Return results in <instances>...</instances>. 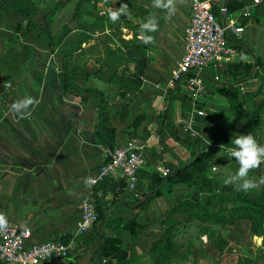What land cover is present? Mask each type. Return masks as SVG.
<instances>
[{
	"label": "crops",
	"instance_id": "1",
	"mask_svg": "<svg viewBox=\"0 0 264 264\" xmlns=\"http://www.w3.org/2000/svg\"><path fill=\"white\" fill-rule=\"evenodd\" d=\"M49 1L54 3L56 0ZM133 1L143 9L140 24L153 15L158 22L157 31L149 33L154 41L145 44L150 57L139 91L133 96L121 98L115 94L116 87L98 82L88 83L87 86L103 91L105 111L114 128V145L123 143L129 137L141 145L144 163L137 172L140 187L136 190L138 196L134 197L139 198L146 190L151 173L159 174L161 168L188 162L195 157V149L178 139L181 136L182 100L171 101L172 135L164 132L162 140L158 135L162 129L159 114L165 107H162V95L170 88L166 87L169 74L182 54L183 30L188 20L187 0H178L171 15L152 7V0ZM236 1L238 8L225 12V21L232 20L243 30L236 35L228 34V51L205 69L202 76L206 81L202 82L206 93L196 104L203 111V115L196 119L198 127L223 146L212 152L217 160L205 166L213 191L225 196L245 193L238 191L236 184L226 185L225 180L239 167L230 155V141L234 134L247 131L255 112L257 123L248 130V134L251 133L259 144L264 145L263 95H252L264 77V65L256 61L262 62L264 58V0ZM69 6L71 3L63 8L68 10ZM67 13H70L69 10ZM67 13L57 14L56 18L65 17ZM217 16L220 19V12ZM23 20L9 11L0 10V57L20 51L26 53V59L19 63V78L10 84L11 89L0 95V214L7 224L29 229L26 243L77 235L81 248L76 264H90L92 245L88 238L81 239L87 230L75 234L81 200L93 196L95 184L101 183L96 194L102 204L112 200L127 201L133 197L117 178L89 183L108 149L97 142L93 132L97 123V100H91L94 99L92 97L79 100L71 94L60 93L55 72L34 60V55L39 54L25 43L22 29L13 31L16 24L23 27ZM135 47L136 44L131 43L124 52L132 55L136 52ZM25 77L28 78L25 80ZM229 89L236 93V99L230 100L226 96L224 92ZM26 100H31V103L25 105ZM123 106L125 110L121 112ZM135 118L138 122L133 126ZM213 166H218V171L214 172ZM249 176L256 180L264 176V163L252 170ZM255 190L264 193V185ZM197 197L201 202L205 201V195L198 191V187L175 184L170 191H164L147 202L143 209L121 211V221L134 218L147 225L135 237H131L127 230L119 231L117 236L121 240V248L131 257L145 252L150 243L159 237L158 225L165 212L177 202ZM221 205L230 207L240 203L225 202ZM186 224L196 229L192 237L198 242H210L217 234L213 224L193 217ZM223 229V259L235 260L244 256L253 258V262L259 261L253 251L263 247L260 245L261 236L251 233L248 219H235ZM104 232L111 234L113 231L105 229ZM256 238L260 240L259 245ZM57 262L69 264L59 259Z\"/></svg>",
	"mask_w": 264,
	"mask_h": 264
},
{
	"label": "trees",
	"instance_id": "2",
	"mask_svg": "<svg viewBox=\"0 0 264 264\" xmlns=\"http://www.w3.org/2000/svg\"><path fill=\"white\" fill-rule=\"evenodd\" d=\"M67 1V0H65ZM239 3L236 0H228L226 13H229L235 9H237ZM0 10L3 12L9 11L13 16L22 17L27 22V38L28 42H33L40 45H44V47H48L46 44H49L51 48L50 38H49V22L46 20V16H43L45 19V28L40 29L37 27L32 20L29 19L30 16H34L37 14V6L34 0H0ZM210 10L213 14L218 15L220 9L212 4ZM21 33L24 36V28L20 26V24H16L14 26V32L21 30ZM21 34V35H22ZM228 35H226V40ZM40 39H43L44 43H40ZM120 41L124 44L123 51L114 56L115 62H118L116 65L117 72H114L107 77H104L100 72V66H106L105 61L100 60L98 58H94L91 56L87 57V63L84 66V70L86 73H92V70L96 72V68L98 69L97 72L99 73L98 79H103L106 82H112L115 80L116 82V94L117 96L123 98L127 95L133 96L139 91L141 86L142 76L145 72L147 67L149 58L146 54V45L141 43L142 40H133L131 43L136 44V52L135 54H126L124 50L128 49L131 43H128L126 40L120 39ZM141 41V42H140ZM128 44V45H127ZM23 51L18 53H9L8 55H4L0 57V68L4 71L8 70L11 74L9 77L8 75H2L3 79H11L12 81L16 80L20 76V69L19 63L24 60L25 54ZM113 54V51L108 48L105 57ZM20 57V58H19ZM104 57V54H103ZM122 60H129L134 63V67L136 72L124 75L125 67L123 63H120ZM89 61L93 62V65H89ZM258 64L264 65V58L262 62L260 60H256ZM120 63V64H119ZM95 67V68H94ZM122 70L119 72L118 68ZM95 69V70H94ZM88 75V74H87ZM84 78V77H83ZM75 76L71 70H67L65 66L57 73V80L58 86L61 94H71L75 95L79 100H87L88 97H94L97 99L96 105V113H97V123L94 125L93 132L97 142L106 147L111 149L114 147V128L111 126V123L108 120V115L105 111V98L103 95L102 90L96 89L94 86H85V85H77L74 82ZM202 80L206 81V79L202 76ZM264 84V77L261 79V83L259 87L252 93V95H263L264 100V90L262 86ZM179 87V83L176 84L172 94H171V101L176 98V93ZM205 87V86H204ZM172 88H168L166 90V98L169 92H171ZM218 91L222 90L217 89ZM224 93H227L226 96L229 97L230 100L236 99V93L233 90H226ZM185 98L182 100V117L184 116V112L189 107L190 99L188 94L185 93L183 95ZM170 105L168 107L167 112L164 109L159 114L160 124L162 129H160L159 139H163L164 132L172 135V122H171V111ZM124 106L121 109V112H124ZM257 112L254 113L253 118L247 125V131L244 134H248V130L253 127L254 124L257 123L256 117ZM138 119L135 118L132 122L133 126L136 125ZM164 130V131H163ZM204 136L211 141H214L209 137V133H204ZM131 138V137H129ZM181 141L186 143L190 146L194 152L195 157L191 158L188 162L185 163H178L176 165H169L167 168V173L165 175H160L157 173H151L147 178L148 183L146 184V190L141 193L139 198H132L127 201L121 200H112L105 204H102L97 199V191L101 184H95L93 190V196L91 195L95 205V212H96V219L88 228L87 232L82 235V240L88 238L91 245H92V254L90 257V264H95L97 259V247H96V224L97 222L105 218L104 224L101 227V234H100V243H101V262L100 264H134L135 258L131 257L127 254V251L121 248V240L117 236V233L121 230H127L131 237H135L139 230H142L144 227L142 224L137 222L134 218L129 221H121L119 219V214L123 210H140L145 207V204L149 202L151 199L161 195L164 191H170L171 186L175 184H185V185H194L198 187V191L201 194L205 195V201L201 202L200 198L194 199H185L180 202L173 204L164 214L162 218V225L163 222L169 221L173 223L174 226V219L176 217H189L190 220L192 217L199 220L200 222H206L210 224H214L215 218H219L224 220L223 226L226 224H231L235 219L244 218L248 219L251 225V233L256 236H261L260 245L264 246V193L256 191L252 189L247 193H234L230 194V196H225L221 193H215L212 189L211 178L206 168V160L209 156H212V152L215 148H205V145L202 141L198 138H194L188 136L187 134L182 133L181 136L178 137ZM205 148V149H204ZM198 151V154L196 152ZM105 159V158H104ZM190 162V163H189ZM189 163V164H188ZM139 171V170H138ZM104 180V179H103ZM120 184H123L122 182ZM140 182L139 179L137 180L136 190H139ZM148 192H151L148 200L146 203L141 204L140 206L136 207L135 209H127L126 205H132L137 203L143 196H145ZM225 202H238L240 205L237 206H230V207H223L221 204ZM220 207V210H219ZM105 229H111L113 232L111 234H106L104 232ZM171 230H167V228L163 231L164 238L163 242L168 243L169 236ZM77 235H69L66 237H62L60 239H53V240H60V241H67L72 239L74 242V249L70 251L67 256L63 258H54L56 260L66 261L69 264H76V259L79 256L81 243L77 240ZM263 248V247H262ZM259 254L263 255L264 250L259 249ZM241 259L242 264H249L250 258L244 257L239 258ZM240 264V262H238Z\"/></svg>",
	"mask_w": 264,
	"mask_h": 264
},
{
	"label": "rangeland",
	"instance_id": "3",
	"mask_svg": "<svg viewBox=\"0 0 264 264\" xmlns=\"http://www.w3.org/2000/svg\"><path fill=\"white\" fill-rule=\"evenodd\" d=\"M69 3H71V6H69L70 9L68 10L70 13L68 14V10H65L63 7ZM121 3L127 4L128 15H122L118 21L112 22L108 18L107 11L109 8H119ZM36 6L38 9L37 14L30 16L29 19L32 20L37 27L44 29L45 19H43V16H46V20L49 22L51 48L49 44H46L48 47H44V45L39 46L36 43L28 42L26 40L28 38L26 32L27 22L23 20L25 43L29 44L30 48H32L36 54H39L37 56L34 55V60L40 65L55 72L57 78V73L59 71L56 70L53 56L56 50L60 48L62 69L63 66H65L67 70H71L74 73L75 84L87 86L88 83L94 84V82H98L100 85L115 87V80L106 82L103 79H98L99 73L97 72V68L96 72L92 70L91 74H84L86 72L84 66L88 62L86 59L88 56H91L94 58L99 57L98 59L105 61L106 66H100L99 68L100 72H105L101 73L104 77L110 76L114 70L117 72L116 65L119 61L115 62L113 57L123 51L124 44L120 39L126 40L128 43H131L133 40H142L141 24L139 20L143 17V9L137 7L138 4L133 0H56L54 3L49 0H40L36 2ZM64 13H67L65 17L56 18L57 14L64 15ZM40 43H44L43 39H40ZM141 43H143V41ZM108 48L113 51V54L105 57ZM145 52L147 54V51ZM23 54H25V56ZM22 55L24 59H26V53L24 52ZM147 56L148 58L150 57L149 55ZM120 63H123L125 67L124 75L136 72L132 61L122 60ZM89 65H93V62L89 61ZM121 70L122 67L118 68L119 72ZM173 70L174 69L171 70V73ZM171 73L169 76H171ZM2 75H8L9 77L11 74L8 70L3 72L0 68V95L5 90L11 89L10 84L13 82L11 79L3 80ZM26 78L28 77L24 79L26 80ZM25 80L22 81L24 83H30L28 81L25 82ZM3 82H5V84H3ZM166 87L168 88L171 86L167 84ZM95 88L100 90L97 87ZM20 89L22 88L20 87ZM17 90H19V87ZM185 93L187 92L185 91L184 82H181L179 83L175 99L183 100L185 98L183 96ZM205 93L206 91L200 97L203 98ZM91 100L97 99L94 98ZM161 100H163L162 107H164L166 103V90L163 92ZM180 133L182 134L181 130ZM215 160H217V158L209 156L206 163H212ZM176 218L177 219H174V226L173 223L169 221L163 222V225L162 223L158 225V228H160L159 237L150 243L145 252L134 257V264H238V262L242 264L239 258H243V256L237 257L235 260L234 258L229 260L223 259L221 256L223 253L224 220L219 218L214 219L215 223L212 227L216 228L217 234L210 242L207 241L202 243L198 242L194 236L192 237L196 229L193 230L190 225L186 224V222L189 221L188 216ZM141 224L144 229L147 228L145 223ZM166 228L169 231L171 230L168 243L163 242V231ZM190 230H192V233ZM252 244H254V241ZM262 249L264 250V246L260 248V250ZM253 252L257 253L259 261L253 262V258H250L249 264H264V254L260 255L259 249H255Z\"/></svg>",
	"mask_w": 264,
	"mask_h": 264
},
{
	"label": "built area",
	"instance_id": "4",
	"mask_svg": "<svg viewBox=\"0 0 264 264\" xmlns=\"http://www.w3.org/2000/svg\"><path fill=\"white\" fill-rule=\"evenodd\" d=\"M222 1L187 0L188 20L183 30L182 54L168 80L171 87L176 82H184L185 91L190 96L189 107L179 126L182 133L200 139L205 148L215 149H222V144L206 138L205 131L196 123V119L203 115V111L196 106L205 92L202 75L207 67L228 51L226 35H236L243 30L241 25L232 20H226L222 25L218 16L211 12V5L220 9ZM143 163L141 145L134 138H127L123 143L107 149L105 159L100 162L95 177L89 179V183L117 178L131 197H137V172ZM166 173L167 168L159 169L160 175ZM94 205L90 196L81 200L75 234L88 230L95 221ZM29 234L27 227L12 224L0 229V264H37L47 258H63L75 247L72 239L65 242L48 239L26 243Z\"/></svg>",
	"mask_w": 264,
	"mask_h": 264
},
{
	"label": "clouds",
	"instance_id": "5",
	"mask_svg": "<svg viewBox=\"0 0 264 264\" xmlns=\"http://www.w3.org/2000/svg\"><path fill=\"white\" fill-rule=\"evenodd\" d=\"M178 0H152V7L166 11L169 15L175 12ZM109 20L116 22L122 15H128V6L121 3L119 8H109L107 11ZM158 29V22L155 15L141 24V37L145 44L152 43L154 37L149 33H154ZM31 100L24 101V104H30ZM229 149L231 157L239 165L238 170L225 180V184H236L238 191L247 193L248 191L257 188L259 185H264V176L259 180L250 178L249 173L252 170L259 168L264 163V145L257 142L254 136L249 134H234L230 141ZM214 172L218 171V166H213ZM7 226L5 217L0 214V229Z\"/></svg>",
	"mask_w": 264,
	"mask_h": 264
},
{
	"label": "water",
	"instance_id": "6",
	"mask_svg": "<svg viewBox=\"0 0 264 264\" xmlns=\"http://www.w3.org/2000/svg\"><path fill=\"white\" fill-rule=\"evenodd\" d=\"M200 1H203V0H200ZM227 3H228V0H223L222 3H221V7H220V21H221V24L223 25L224 22H225V12H226V7H227ZM53 60L56 64V70L60 71L62 69V62H61V49L58 48L55 52V55L53 56ZM178 82H176L171 88V92L168 93L167 95V98H166V105H165V112H167L168 110V107L170 105V101H171V94L176 86ZM197 154H198V151H197ZM151 192H148L145 196H143V198H141L137 203L135 204H132V205H126V207H129V208H135V207H138L140 206L141 204L143 203H146L149 196H150ZM104 221H105V218H102L100 219L97 224H96V247H97V259H96V262L95 264H100L101 262V243H100V234H101V227L102 225L104 224ZM256 242L259 243L260 240L259 238H256ZM37 264H58L57 260H54L52 258H47L43 261H40L38 262Z\"/></svg>",
	"mask_w": 264,
	"mask_h": 264
}]
</instances>
